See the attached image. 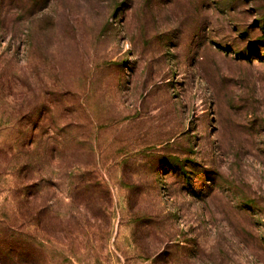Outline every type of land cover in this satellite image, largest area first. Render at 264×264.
I'll return each mask as SVG.
<instances>
[{
  "label": "rangeland",
  "instance_id": "1",
  "mask_svg": "<svg viewBox=\"0 0 264 264\" xmlns=\"http://www.w3.org/2000/svg\"><path fill=\"white\" fill-rule=\"evenodd\" d=\"M0 264H264V0H0Z\"/></svg>",
  "mask_w": 264,
  "mask_h": 264
}]
</instances>
